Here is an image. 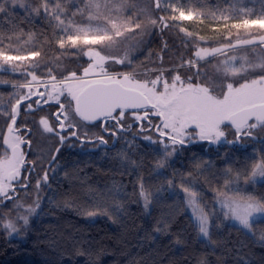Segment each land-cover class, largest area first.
<instances>
[{
	"label": "snow or ice",
	"instance_id": "snow-or-ice-1",
	"mask_svg": "<svg viewBox=\"0 0 264 264\" xmlns=\"http://www.w3.org/2000/svg\"><path fill=\"white\" fill-rule=\"evenodd\" d=\"M17 2L0 0V14L9 11L6 5ZM151 4L150 11L140 7L139 0H30V13L49 26L52 42L62 50L60 57L50 59L42 57L36 48L19 46L14 35L0 33V71L18 73L22 80L11 85L15 91L7 107L0 111V117L5 120V128L0 130V231L6 236L29 227L30 217L37 214L41 204V185L52 188L49 177L61 167L57 157L66 144L71 147L75 142L83 147L82 142H87L95 149L109 146V139L113 147L123 141L132 153L119 151L117 156L125 168L136 170L133 192L142 199L145 213L152 201L139 172L144 166L143 159L138 163L131 158L139 147L136 139L160 146L155 163L149 168L150 174L171 168L172 159L192 144L206 142L245 148L251 141L264 145V33L237 35L235 43L229 38L218 47H200L204 37H197L179 23L193 20V12L185 11L179 0H151ZM231 19L234 22L229 25V16L221 13L219 17L225 29L264 30V11L256 18ZM166 29L170 33L173 29L183 32L185 44L197 47L195 57L205 62L201 64L181 55L176 64L165 68L163 56L157 53L160 64L149 58V64L154 67L134 63L138 58L133 52L141 38L153 31L163 34ZM32 35L29 33L30 39ZM41 35L42 43H48V37ZM244 45L253 47L241 51L254 52L259 47L260 52L252 59L226 52ZM165 50H168L166 42L161 52ZM221 56L223 60L219 59ZM38 57L41 59L37 60ZM83 57H87L86 66L75 70L66 66L65 61L75 58L78 63ZM206 57L216 59V64L205 60ZM116 65H122L125 70H115ZM42 101L55 110L37 121V113L46 111ZM29 119L36 123L37 132L43 126L42 134H51L49 138L57 141L47 168L41 158L28 159L36 135L25 123ZM93 129H99L102 134ZM261 152L264 153V148ZM221 159L225 160L224 166L217 168L214 162L193 155L186 172L173 171L171 178L166 176L169 191L182 200L172 206L162 204L157 198L163 227L155 231L166 232L169 220L188 210L197 234L207 238L208 244L214 243L210 230L235 221L245 235L264 246V232L257 236L253 231L256 225L264 224V196L255 197L241 187L257 177L264 178V155L240 167L226 154ZM37 168L41 171L37 172ZM177 176L179 183L175 182ZM201 176L203 183L197 179ZM205 185L213 194L210 203L202 196ZM124 187L114 180L111 188L94 197L92 208L99 209L102 215H109V207L123 213L125 205L112 196ZM88 191L96 190L89 187ZM20 192L24 197L35 194L36 198L26 207ZM132 202L138 201H129ZM48 203L68 207L72 201L65 200L61 205L50 197ZM5 209L15 211L16 216L6 218ZM83 214L94 216L97 211L86 210ZM239 259L241 264H249L246 259Z\"/></svg>",
	"mask_w": 264,
	"mask_h": 264
},
{
	"label": "trees",
	"instance_id": "trees-1",
	"mask_svg": "<svg viewBox=\"0 0 264 264\" xmlns=\"http://www.w3.org/2000/svg\"><path fill=\"white\" fill-rule=\"evenodd\" d=\"M179 2L183 4L185 11H191L194 15L193 20L179 23L181 27L193 31L197 37H204L199 43L200 47H218L229 38L235 43L237 35L245 37L248 34L258 36L264 33V30L255 27L247 30L230 27L225 29L223 22L219 20L221 13L230 17L229 25L234 22L231 19L233 17L256 18L264 11V0H179ZM29 3L30 0L22 2L23 7L18 6V3L6 5L9 11L0 14V33L14 35L19 46L36 48L41 51L42 57L47 56L49 59L52 56L60 57L62 50H58V45L52 42L49 26L42 18L30 13ZM139 6L152 10L151 0H139ZM241 9L245 12H241ZM213 16L216 19H213ZM29 33L33 34L31 39ZM41 33L48 37V43H42ZM164 42L167 43L168 50L161 52ZM196 48L191 43L185 44L183 32L173 29L170 33L166 29L163 34H158L153 31L141 38L138 49L133 52V56L138 58L134 63L143 62L146 66L154 67L155 65L149 64V58L160 64L161 61L156 59V54L160 53L163 56V66L168 68L176 64L181 55L192 59ZM241 49L229 51L227 54H242L245 51ZM259 52L260 48L257 47L256 51L245 53L254 57ZM219 59L223 60L224 57L221 56ZM86 60L87 57H83L77 63L73 58L65 63L68 68L75 70L81 65L86 66ZM210 60L212 64L217 62L216 59ZM115 70L125 69L123 66H116ZM0 81L22 82L18 73L2 71ZM6 84L9 83H0V107L8 105L9 101L5 102L3 99L10 97L13 89ZM128 138L131 139V133L128 134ZM135 143L139 147L135 149V154L131 155V158L138 163L141 158L143 159L144 166L139 172L143 176L145 188L149 190L152 201L147 213L144 211L142 199L133 192L136 170L125 168L117 156L119 151L132 153L123 141L111 149L95 148L83 153L75 147L67 149L65 145L57 157L61 167L49 177L52 188L47 189L41 185V204L37 214L30 217L27 230L22 229L16 237H8L4 231H0V264H199L200 261H204L205 264H241L240 257L246 259L249 264H264V246L254 242L253 238L245 235L238 226L224 222L220 229L210 230V238L214 243H206L197 234L188 210L181 211L174 219L169 220L166 232L155 231L157 227H163L157 198L162 204L172 206L178 200H182V197L175 196L169 191L165 182L166 176L171 178L173 171L186 172L191 167L190 158L193 155L214 162L217 168L224 166L225 160L221 157H225V154L236 167L244 163L250 164L254 159L264 155L261 152L264 145L251 141L245 148L214 146L206 142L192 144L186 147L183 154H177L172 159L171 168L166 167L150 174L149 168L155 163L160 146L150 145L148 141L141 139H136ZM57 146L54 143L46 144L37 140L36 147L45 168L48 167V158L52 150ZM37 171L40 172L41 169L37 168ZM126 171H131L132 174H122ZM197 179L203 183L202 176ZM114 180L125 185L112 196L125 205V211L117 213L109 207V215L99 214V209L92 208L94 197L105 192L106 188H111ZM175 182L179 183V176ZM89 187L96 191L89 192ZM241 187L255 197L264 196V182L255 184L250 181ZM212 195L205 185L203 199L210 203ZM50 197L61 205L69 199L72 203L68 207H55L48 203ZM22 198L25 206H28L36 197L35 194L28 197H24L23 194ZM130 200L138 202L129 203ZM180 206L183 208L182 202ZM86 210H95L97 215L83 214ZM4 214L6 218L16 216L15 211L10 212L8 209L4 210ZM253 231L259 236L260 232H264V224L256 225Z\"/></svg>",
	"mask_w": 264,
	"mask_h": 264
},
{
	"label": "flooded vegetation",
	"instance_id": "flooded-vegetation-1",
	"mask_svg": "<svg viewBox=\"0 0 264 264\" xmlns=\"http://www.w3.org/2000/svg\"><path fill=\"white\" fill-rule=\"evenodd\" d=\"M15 84H18V83H15ZM15 84H6V85H8V86H11V85H15ZM12 87V86H11ZM3 101H5V102H7V101H9V97L8 98H5V99H3ZM42 103V105H43V108L46 110V111H42V112H38L37 113V116H36V120L38 121L41 117H43V116H45V115H47L48 113H50V112H52V111H54L55 109H54V106L53 107H50V105L49 104H44V102L42 101L41 102ZM50 103H52V102H50ZM7 107V105L6 106H2V107H0V111H2L4 108H6ZM51 122V121H50ZM26 125H27V127L28 128H31L33 131H34V129H35V131H36V127H37V125H36V123L32 120V119H29V120H27L26 122ZM18 124H19V119H18ZM42 127L43 126H40V129H42ZM4 128H5V120H4V118L3 117H0V130H4ZM92 131H95L97 134H102L101 132H100V130L99 129H93ZM91 134V133H90ZM5 135H6V133H5ZM51 136V134H47V133H43L42 134V130L41 131H39V132H37L36 131V135H35V138L32 140V145H31V149H29V155H28V159H35V158H40V152H39V150H38V148L36 147V141L37 140H39V141H44L46 144H50V143H54V144H57V141L55 140V139H50L49 137ZM106 138H108V137H106ZM83 143V147H81V145L79 144V143H75L74 142V146H71V147H75V149L76 150H78V151H80V152H89V151H91L92 149H93V146L91 145V144H89V143H87V142H82ZM67 145V144H66ZM117 146V144L114 146V147H116ZM3 147H7L6 145L5 146H3ZM70 146H67V149H70L71 148ZM113 146H112V142H111V139H109V146H106V147H101V148H109V149H111V148H114ZM38 172V171H37ZM24 193L23 192H20L19 193V195L21 196V198H22V195H23ZM10 203V202H9Z\"/></svg>",
	"mask_w": 264,
	"mask_h": 264
},
{
	"label": "rangeland",
	"instance_id": "rangeland-1",
	"mask_svg": "<svg viewBox=\"0 0 264 264\" xmlns=\"http://www.w3.org/2000/svg\"><path fill=\"white\" fill-rule=\"evenodd\" d=\"M25 1H27V0H18V6L19 5H21L22 4V2H25ZM26 3H28V2H26ZM24 4V3H23ZM24 6V5H23ZM23 6H21V7H23ZM199 49L198 48H196L195 49V51L193 52V54H192V59L193 60H197L198 62H204V61H199V58H197V57H195V52L196 51H198ZM229 51H232V50H226V52L228 53ZM238 56L239 55H247L248 57H249V59H252L253 57L251 56V55H248V54H246L245 52H243L242 54H237ZM210 59H213V58H211V57H206L205 58V60H210ZM116 66H122V65H116ZM115 66V67H116ZM143 71V70H142ZM10 84H15V83H10ZM13 88V87H12ZM14 91H15V89L13 88L12 90H11V96H12V94L14 93ZM42 130V129H41ZM34 132L36 133V131H35V129H34ZM36 143H37V141H36ZM251 182H253V183H255V184H258V183H262V182H264V178H261V177H257L256 179H253V180H251ZM219 206V205H218ZM27 207V206H26ZM38 210V209H37ZM222 211H226V209H223ZM188 213L190 214V212L188 211ZM227 224H229V225H235V226H237L238 225V222H235V221H231V222H226ZM17 236V234H14L13 236H11V237H16ZM201 239L202 240H205L206 241V239L207 238H202L201 237Z\"/></svg>",
	"mask_w": 264,
	"mask_h": 264
},
{
	"label": "water",
	"instance_id": "water-1",
	"mask_svg": "<svg viewBox=\"0 0 264 264\" xmlns=\"http://www.w3.org/2000/svg\"><path fill=\"white\" fill-rule=\"evenodd\" d=\"M246 47H253V46L252 45L238 46V49H240V48H246Z\"/></svg>",
	"mask_w": 264,
	"mask_h": 264
}]
</instances>
